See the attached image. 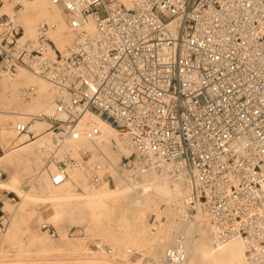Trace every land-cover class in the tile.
Instances as JSON below:
<instances>
[{
    "label": "built area",
    "instance_id": "2783aa9c",
    "mask_svg": "<svg viewBox=\"0 0 264 264\" xmlns=\"http://www.w3.org/2000/svg\"><path fill=\"white\" fill-rule=\"evenodd\" d=\"M50 1L73 34L62 50L48 24L23 38L16 14L0 15V72L23 68L52 92V112L17 122L15 134L33 139L39 119L57 142L92 140L100 128L91 118L109 124L130 150L120 172L185 183V219L202 208L216 241L239 237L247 264H264V0ZM98 167L91 180L109 182ZM185 256L177 234L163 260Z\"/></svg>",
    "mask_w": 264,
    "mask_h": 264
},
{
    "label": "bare ground",
    "instance_id": "6f19581e",
    "mask_svg": "<svg viewBox=\"0 0 264 264\" xmlns=\"http://www.w3.org/2000/svg\"><path fill=\"white\" fill-rule=\"evenodd\" d=\"M7 1L3 7L9 8ZM16 2L20 3V0ZM18 12L24 26L23 38L36 37L39 27L46 23V35L57 49L62 50L71 43L73 34L69 29L66 30L64 13L50 0H25L17 12L10 14H16L17 21ZM4 74L0 80V116H9L16 124L26 122L31 116L52 112V92L45 79L23 69H18L17 74ZM29 86L35 93L28 100L19 101L21 88ZM91 119L100 128L98 136L92 140L81 137L76 141L63 137L59 142L42 125L47 124L45 121L33 119L28 128L37 136L36 139L26 142L20 138L15 141V148L0 158V163L17 164L22 171L31 169L29 163L32 162L36 169L35 178L31 179L34 182L32 190L36 191L34 196L36 199L42 198L45 205L48 204L46 217L40 215L42 220L59 222L66 218L72 224L85 223L99 238L112 244L113 250L109 255L98 253L103 255L100 257L103 260L108 256L118 257L128 264L123 257L136 251L147 258L141 264H166L163 260L165 249L174 242L177 234H181L186 252L182 264H247L243 241L239 237L223 243L216 241L202 208L197 210L193 220L185 219L188 185L155 171H146L135 177L129 172H120L117 164L123 155L129 153V147L112 126L97 118ZM14 134V131L0 125V140ZM82 153L90 156L87 162L81 159ZM66 158L74 159V163L68 162ZM60 160L66 162L65 178L61 183L53 184L51 178L60 169L57 164ZM97 165L99 173H108L111 183L90 180ZM14 185L15 179L9 177L2 188L10 191L15 188ZM23 202L16 207L23 208ZM84 207L88 212H82ZM2 210L11 217L8 230L0 236L7 243V239H15L17 235V212L8 200H5ZM150 213L156 224L149 225L145 221ZM161 213L164 214L162 220ZM17 249L18 256L26 255L21 246ZM41 250L37 253L41 259H49L54 255L49 247L43 246Z\"/></svg>",
    "mask_w": 264,
    "mask_h": 264
},
{
    "label": "rangeland",
    "instance_id": "374dc122",
    "mask_svg": "<svg viewBox=\"0 0 264 264\" xmlns=\"http://www.w3.org/2000/svg\"><path fill=\"white\" fill-rule=\"evenodd\" d=\"M5 1L6 0H0V14L4 13L10 15L13 12H16L17 9H20L23 5V2H25V0H20L21 7L19 8L18 6H16V0H8L7 3L9 5V8H6L3 7ZM63 18L65 21L66 30H68L67 21L64 14H63ZM18 23L21 26V28L24 29V26L22 25V22L19 18V12H18ZM24 38L34 39L35 37H24ZM19 69H23V68H19ZM17 73L18 70L15 72V74ZM3 75L6 74H4V72H1L2 77L0 76V80L4 78ZM22 89L23 87L21 88V90ZM19 95H20L19 101L28 100V98L23 97L22 94ZM21 96L24 98V100ZM47 110H50V108H48ZM15 122L16 121L15 120L13 121L9 116H2V115L0 116V125L2 127H6L8 130L14 131L13 126ZM31 125L32 122L30 121L29 127ZM42 125L44 127L48 126L47 124H42ZM36 137L37 136H35L34 138L36 139ZM20 138L21 140L23 138L27 142V136L22 137L21 135L17 136L16 134L4 138L3 141L0 140V155L3 153H7L13 148H15L14 143ZM34 138L32 140H34ZM89 158L90 156L84 158L81 157V159L85 162H87ZM29 165L31 169L26 171L19 170L18 165L14 163L8 164L6 167L0 166V169L4 171L7 169L10 170L8 172V175L5 173V178L0 181V186H3L7 182L9 177H13L15 179V185H14L15 188L13 189L15 193L10 192V194L8 195L9 199L6 200H8L11 207L14 208V210L17 212V216H16L17 222L15 225V229L17 231L16 238L7 239V243H5L3 240L0 239V264H24V263L25 264H119V263L124 264V262L121 261V258L118 257L113 258L111 256H108L106 260L100 258L103 257V255H98L99 252L101 253L104 252L107 255H109L112 252L113 250L112 244H110L103 238H99L96 235V233L88 229L85 223L72 224L70 222H67L66 218H65L66 220L63 219L59 222H50V221L47 222L40 218L41 214L42 217H46L45 215L47 212L45 211V209L48 208V204L45 205L44 204L45 201L42 198L36 199V197L34 196V193H36V191L32 190L33 189L32 184L34 182H32L31 179L35 178L34 172L36 171V169L32 164V162H30ZM104 174L108 175L107 172H104ZM104 181L106 182L107 180L104 179ZM108 183H111V180ZM78 191L81 190L78 188ZM83 196L87 198L86 195ZM22 201H24L23 202L24 206L23 208L18 209V207L16 206L22 203ZM81 210L83 213L88 212V209L86 207H84ZM0 215L3 216L2 220L3 222H5V229L2 232H0V236H1L2 234L6 233V231L8 230L9 225L11 223V217H9V215L4 211L0 213ZM160 215H161L160 219L162 220L164 218V214L162 215L161 213ZM154 220H155L154 216L151 215V213L147 215V217L145 218V221L149 225H151L152 223L156 224ZM8 243L9 245H7ZM19 246L23 248L22 251L26 253V255L23 256L17 255L18 253L17 248ZM43 246L49 247L54 251V255L50 256L51 258L44 260L37 256V253L42 251L41 247ZM72 251H76V252L70 255ZM93 251L94 253H92ZM133 252L135 253L133 254ZM133 252L130 254V256L128 255L123 257V260H125L128 264L145 263L144 259L146 257L144 258L140 253H137L136 251Z\"/></svg>",
    "mask_w": 264,
    "mask_h": 264
},
{
    "label": "crops",
    "instance_id": "0c3cea01",
    "mask_svg": "<svg viewBox=\"0 0 264 264\" xmlns=\"http://www.w3.org/2000/svg\"><path fill=\"white\" fill-rule=\"evenodd\" d=\"M4 154V153H3ZM3 154L0 155V158L3 156ZM0 166L1 167H6L7 165H4L3 163H0ZM2 170V169H1ZM4 172V174L6 173L8 175V172L10 171L9 169L7 170H2ZM10 192H14V190H10V191H7L5 189L2 188V186H0V213L3 212L2 208H3V205L5 204V200L6 199H9L8 198V195L10 194Z\"/></svg>",
    "mask_w": 264,
    "mask_h": 264
}]
</instances>
